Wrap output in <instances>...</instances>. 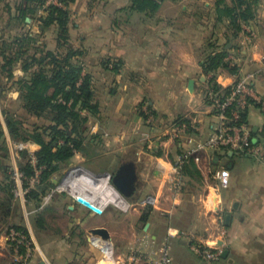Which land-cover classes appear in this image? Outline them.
I'll use <instances>...</instances> for the list:
<instances>
[{"label":"crops","instance_id":"0c3cea01","mask_svg":"<svg viewBox=\"0 0 264 264\" xmlns=\"http://www.w3.org/2000/svg\"><path fill=\"white\" fill-rule=\"evenodd\" d=\"M131 1L75 0L68 6L69 42L72 48L85 51L86 65L93 66L90 69L95 81L103 87L101 93L97 90L98 101L105 105L116 104L118 109L114 106L112 111L118 118L124 117L118 119L122 129L118 141L122 146L117 149L124 156L119 158L110 142L105 141L112 133L111 125L115 119L111 114L109 121L102 122V111L101 118L94 119L92 128L101 133L99 136L104 135L103 142L94 146L103 150L98 158L105 161L108 169L93 170L84 156L76 154L69 163L67 171L71 173L67 179H64L63 171L52 182L56 185L59 182V186L71 182L85 189L83 191L95 187L104 193L101 187L104 179L109 180L108 176H112L109 169L114 163L118 167L124 162H133L139 187L132 204L139 205V200L155 198L158 202L155 222L167 217L170 223L186 204L193 215L189 227L207 233L199 238L200 243L229 252L227 258L221 257L213 264H264V153L260 159H252L242 158L225 148L202 152V163L195 165L199 176L184 174L182 195L174 196L169 185L177 157L205 142L217 131V119L208 100L210 93L226 95L239 76H247L257 95L264 99V80L259 75L264 58V0H244L252 8V18L245 21L240 17L235 26L228 16L220 13L224 8L244 11L246 6H239L238 0H164L154 12L133 11ZM48 7L46 3L44 8L37 9L29 0H0V57L4 48L6 56L14 59V69L18 66L14 73L17 78L25 77L22 66L26 61L30 64V58L57 49V27L45 28L41 22L48 15ZM251 33L255 36L252 45L246 42ZM212 54H224L226 66L207 73L204 66ZM115 66H118L116 71ZM192 80L195 82L193 92L189 90ZM1 94L6 95L0 88ZM9 95L14 100L19 97L15 91ZM142 104L151 105L155 111V136H151L155 137V147H141L140 141L124 142L127 136L129 140L132 135L139 134L137 131L127 134V131L133 124L143 123L137 114L140 111L137 108ZM177 122L187 125L188 132L180 140H173V124ZM246 125L252 134L264 133L263 115L255 103L247 109ZM144 135L149 138L148 134ZM140 139L143 140L141 136ZM261 142L264 147V137ZM133 153L135 157L131 158ZM100 175L106 176L93 180ZM219 176L223 177L222 182ZM91 181L89 187L87 184ZM66 195L61 194L57 199L62 207L48 209L45 231L37 225L33 210L29 211L30 215L24 207L26 222L23 227L33 241V250L23 264L87 262L84 249L88 243L94 244L90 230L107 229L97 225L106 210L97 216L80 206L74 193ZM53 216L65 218L62 219L64 222L54 225L51 222ZM167 229L172 233L183 230L178 225H170ZM52 230L56 233H49ZM158 240V236L153 237L155 247ZM133 244L120 247L114 262L128 255L130 248L135 246ZM97 246L103 254L96 263L100 264L105 253ZM114 253L113 246V257ZM14 259L6 236L0 238V264H14Z\"/></svg>","mask_w":264,"mask_h":264},{"label":"trees","instance_id":"16d2710c","mask_svg":"<svg viewBox=\"0 0 264 264\" xmlns=\"http://www.w3.org/2000/svg\"><path fill=\"white\" fill-rule=\"evenodd\" d=\"M29 1L37 9L44 8L46 4V0ZM74 1L60 0L66 8L54 5L47 8L48 15L41 22L45 28L57 27V49L30 58V64L26 61L25 66H22L25 77L14 76V59L6 56L4 48L0 57V76H4L7 83L13 82V86L19 92L18 101L24 112V119L19 120L6 111L7 129L16 141L36 147L35 150H29L27 153L28 162L19 166V173L22 176L23 187L28 191L25 196L26 201L35 203L37 209H41L44 196L53 191L55 184L52 179L69 167L76 154L86 157L90 150L95 152L97 149L94 145H99L102 141L99 139L102 136L99 135L93 136L94 139L89 138L88 128L92 118L99 119L102 115L101 103L97 99L98 83L90 66L86 65L85 51L72 48L69 42L68 6ZM131 2L133 11L154 12L161 7L164 0H132ZM238 3L239 6H246L241 13L237 8H224L220 13L228 16L233 26L240 17L247 21L253 15L250 4H246L244 0H238ZM223 59L224 54H212L205 63V72L216 71L226 66ZM108 67L103 66L106 69ZM117 69L118 66H115L114 70ZM5 85L1 82L2 92L5 91ZM242 117L243 124H247V111ZM263 137L264 133L252 134V144L262 143ZM17 154L23 156L24 152L20 151ZM31 156L35 157L36 164L31 162ZM37 171L40 173L39 182L32 185L31 180L36 176ZM0 173L2 177L0 190L5 194L0 201V220L8 222L13 215V203L16 200L14 179L9 167L1 160ZM183 173L188 177L199 176L192 161L184 166ZM48 209L50 210L51 207L42 208L36 216V223L43 231H45ZM151 213L147 210L146 214L141 216V221L148 222ZM11 228L28 235L24 228L10 226Z\"/></svg>","mask_w":264,"mask_h":264},{"label":"rangeland","instance_id":"374dc122","mask_svg":"<svg viewBox=\"0 0 264 264\" xmlns=\"http://www.w3.org/2000/svg\"><path fill=\"white\" fill-rule=\"evenodd\" d=\"M92 67L93 66H90V68ZM17 68L18 66H16V68L14 69V73L17 72ZM1 82L3 85L6 84L5 85L6 95L5 96H2L3 94L0 95L1 96L0 97V160L4 165L9 167L10 169V173L12 174V178L14 179V192H15L16 200L13 203L14 204L13 205V215L11 219L8 222H4L0 220V238L5 237L8 234L10 230V226L24 228L23 226L25 225V222H26V216L24 214V207L26 208L28 212L33 210V212L35 213L34 210H37V213L35 214L33 213L35 217L37 216L38 212L42 208L45 209L49 207L51 208L62 207V204L57 201L58 197L61 196V194H63L64 196H67L66 194H71L69 191H66V189L64 190V188H62L63 186L61 185L59 186V182L57 185L54 183L55 187L53 191L49 195L44 196L41 209L40 208L37 209L36 204L33 202H31L30 205L25 206L26 198H25V195H23L22 193V191L25 189L23 187L22 182L19 181V175H20L19 166L27 163L28 159L26 158L27 154L26 155L23 154V156L21 155L18 156L17 153L20 151L16 149V146H18L19 144L23 145L25 148L23 152L26 151L27 153H29V150L30 151L35 150V147L30 144L16 141L10 136L9 131L7 129V124H6V117H5L6 111H8V113L11 116L19 120H22V118L24 119V112L21 109V104L18 101V98L14 100L12 96L9 95V93L12 91L17 92L19 95V92L17 91V89L13 86V82L10 81L9 83H7L5 77L0 76V85H1ZM99 91L101 93V91H103V87L99 86L98 92ZM3 98L5 99L4 102H2ZM115 105L116 104L114 103H109L105 105V103L101 101V108L103 111L102 122L109 121L110 117L108 115H111V114L113 115L112 117L115 119L113 120L114 124L111 125V127L113 128L112 133L107 137L105 141L110 142V144L112 145V148L115 151H117L118 147L122 146L119 144V141H118V140H121L120 133L122 132L121 123L118 121V119L123 120L124 117L118 118L115 111H112ZM115 109H118V106ZM124 109L125 108H123L122 110L124 111ZM137 110H140V111H137V114L140 117H142L143 123L138 126H135L133 124L129 128L130 130L127 131L128 132L127 134H130V132H134V131H137L139 134L136 136L132 135L131 137L132 140L131 139L128 140L129 137L127 136L124 142L125 143H136L140 141L142 142L141 147L142 146H144L145 148L155 147L153 146L155 145V137L153 138L151 137V136H155V121H157L155 120V111L152 109V106L148 104H142V106L138 107ZM104 114H106L105 117H104ZM94 119L95 118H92L91 122L88 124L89 138L91 139H94L93 136H96L95 134L101 135V133H97V131L94 132L92 128L93 127L92 123ZM177 123L184 124L183 122H177ZM158 124H161V123H158ZM171 125L172 124L166 126V129L170 127ZM144 134H148L149 138H145ZM103 136L104 135H102V137L99 138L100 140H102V142L104 140ZM140 136L141 138H143V140L140 139ZM177 140H180V139H177ZM5 149H7V151H5ZM117 152L119 154L118 155L119 158L124 156L122 155L123 154L122 151H117ZM102 153H103V150L101 151L97 149V151L95 152L90 150L88 155L83 158H85L86 162L89 161L88 165L91 167V169L99 170V171L106 170L108 169V167L106 166V164H104L105 161L101 160V158H98V155H101ZM132 157H135L134 153L131 154V158ZM68 168L69 167H67L64 170V174H65L64 179H67V177L71 173L67 171ZM117 168L118 167L114 163V166L109 169L112 175L114 174ZM1 178L2 177L0 173V180ZM88 183L89 184L87 185L91 187L92 181ZM4 196L5 194L0 190V201L3 200ZM46 199L48 201L47 203H46ZM65 200H67V198H65ZM129 203L130 205L127 207V209H123L114 204L107 205L105 207L106 213L104 217L100 218L99 219L100 221L97 223V225H103L107 227V229H109L111 233V239L108 241H110L112 243V247L114 246L115 248V253L113 257L114 259L118 257L119 252H120V247H122L124 244H129L130 242L134 243L133 245L135 246L142 245L141 243H143L144 250L148 252V247L151 246L152 243L154 244V247H155V242L153 241V237L158 236L159 240L158 242L156 241L157 247L155 248L158 250L166 244L170 245L171 255L173 258V264H204L199 259V257L193 253L191 247L196 244L205 246L203 245L204 243H200L199 238L203 237L207 233L202 232V231H197V230H194V228L189 227V225L191 224L193 215L190 211V208H188L186 204L182 206L184 209L180 212L178 217L173 218V220L169 223V218L167 217L158 218L161 220L160 221L157 220L158 222L157 221L155 222V206H152V205L143 206L141 200H139L138 202L139 205L132 204V201L131 202L129 201ZM27 204L29 203H27L26 201V205ZM147 210H150L152 212L150 215V219L148 220V222H142L141 216L146 214ZM52 214H54V212H52ZM62 219H65V218H61V217L56 218L55 216H53V221L51 222L54 225L57 223H63L64 220ZM170 225H174V226L178 225L179 227H181L183 229L181 232V236L170 238L169 237L170 232L167 229ZM52 228L54 227L52 226ZM49 233L55 234L56 232L52 230V231H49ZM90 234H91L90 238L92 242H94L93 241L94 236L91 233V230H90ZM88 245L89 246H87L86 249H84V252H86L87 254L85 259H88L85 264H96L98 263L97 261H100L102 259L101 257H103L102 256L103 254L99 251L97 244L88 243ZM116 261L117 260H115V262ZM14 264H19V263H16V261H14Z\"/></svg>","mask_w":264,"mask_h":264},{"label":"built area","instance_id":"2783aa9c","mask_svg":"<svg viewBox=\"0 0 264 264\" xmlns=\"http://www.w3.org/2000/svg\"><path fill=\"white\" fill-rule=\"evenodd\" d=\"M46 3L48 6L54 5L66 8L64 3L60 2V0H48ZM254 38V34L251 33V35L246 38L247 44L252 45L254 43ZM259 75L264 80V58L261 61ZM208 100L211 102V107L217 119L218 128L208 140L199 143L195 148L187 150L177 157V161L173 167L174 173L169 182L170 188L176 197L181 196L185 188L184 166L191 161L195 165H200L202 163V152L225 148L237 153L242 158L252 159H260L264 153L263 144L253 145L251 130L246 124H243V113L247 111L253 103L258 105L264 120V99H262L260 95H257L249 77L239 76L228 94L221 96L219 94L210 93L208 95ZM172 130H174L172 131V139L177 140L188 132V127L185 124L175 123L173 124ZM16 149L19 151L25 150L24 146L21 144L16 146ZM31 162L36 164L34 156H32ZM159 169L161 170L162 168ZM39 175L40 173L37 171L36 176L31 180L32 185L39 182ZM218 179L222 182L223 177L219 176ZM19 181L22 182L21 175H19ZM27 192V190L22 191L25 196ZM47 202L46 199V203ZM157 203V200L151 197L142 202L143 206H156ZM99 209L103 213L106 210V208ZM174 234L171 231L169 237L181 236V232L179 231H175ZM6 239L14 252V261H16V263L23 264L29 259L33 250V241L29 235L11 228L6 235ZM141 244L142 245L131 247L128 255L118 260V262H115V264H173L170 245L166 244L157 250L152 243L151 246L148 247L147 252L144 250V244ZM191 249L204 264L218 262L223 253L221 249H212L198 244L193 245Z\"/></svg>","mask_w":264,"mask_h":264},{"label":"water","instance_id":"95a60500","mask_svg":"<svg viewBox=\"0 0 264 264\" xmlns=\"http://www.w3.org/2000/svg\"><path fill=\"white\" fill-rule=\"evenodd\" d=\"M194 87L195 82L192 80L189 83V90L193 92ZM26 154L27 152L25 151L24 155ZM86 172L92 177H94L93 174H91L90 172ZM104 176L106 175L95 176L96 178H93V180L97 181V177ZM108 182L128 203L129 201L131 202L136 196L139 187L138 175L135 164L133 162H124L120 164V166H118V168L115 170L114 174L112 176H109ZM75 200L80 206L86 208L92 213L97 215H103V212L94 203L86 200L82 196H77ZM230 217L231 216H228L227 219H230ZM91 233L93 234V236H99L106 241L111 239L109 231L103 227L92 229ZM228 254L229 252L225 250L222 253V257L227 258Z\"/></svg>","mask_w":264,"mask_h":264},{"label":"bare ground","instance_id":"6f19581e","mask_svg":"<svg viewBox=\"0 0 264 264\" xmlns=\"http://www.w3.org/2000/svg\"><path fill=\"white\" fill-rule=\"evenodd\" d=\"M108 178H109V176H108ZM107 181H108L107 179H104V182H103L102 187H101V188H104V190H105L104 193H100L98 188H90L88 191H83L85 189H82L78 186H75L71 182L67 183L62 188H64V190L66 189V191L74 193V195H76V196H78L77 194L79 192L82 193L79 195L82 196L83 198H85L86 200L94 203L95 205L98 204L99 206L104 207L109 203H111V204L113 203V204H115L121 208H124V209L127 208L128 204H127L126 200L111 185H109ZM92 189H94V191ZM83 193H85V194H83ZM95 193L103 195L104 198L97 197V195ZM93 241L95 244L101 246L104 249V253H105L104 255L105 256H104V259L102 260V262L100 264H114V260H113V256H112V243L110 241L103 240L99 236H94Z\"/></svg>","mask_w":264,"mask_h":264}]
</instances>
